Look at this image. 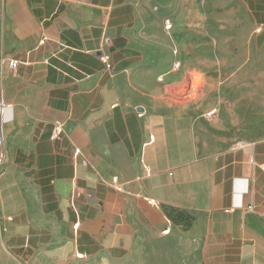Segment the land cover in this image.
<instances>
[{
    "label": "crops",
    "instance_id": "1",
    "mask_svg": "<svg viewBox=\"0 0 264 264\" xmlns=\"http://www.w3.org/2000/svg\"><path fill=\"white\" fill-rule=\"evenodd\" d=\"M242 1L247 40L264 41V0ZM189 2L201 15L178 41L161 17ZM203 4L0 0L4 159L45 193L39 224H71L67 264H82L80 236L103 246L85 264H264V138L241 124L258 119L256 83L189 69L190 29L205 47Z\"/></svg>",
    "mask_w": 264,
    "mask_h": 264
},
{
    "label": "rangeland",
    "instance_id": "2",
    "mask_svg": "<svg viewBox=\"0 0 264 264\" xmlns=\"http://www.w3.org/2000/svg\"><path fill=\"white\" fill-rule=\"evenodd\" d=\"M156 7L164 5H180V0H155ZM183 6V5H181ZM199 10L196 12L195 8ZM182 13L162 16V22L168 27V22H175L178 29L175 30V37L178 41L184 39L186 22L197 21L201 15L200 3L184 4ZM203 9L205 11L206 35L205 47L197 43L198 29H190L191 61H188L192 70L200 71L201 68L208 69L215 67H225L239 72V79L250 77V81H255V92L257 93L258 119L250 123H241L247 130V136L254 138H264V41L254 36L253 21L242 0H204ZM160 18V16H158ZM220 22V23H219ZM183 25L181 29L180 25ZM167 31H170L167 30ZM251 53V55L249 56ZM254 50V51H252ZM205 52V58L199 60L197 54ZM251 51V52H250ZM254 52V55L253 53ZM175 53L180 54L177 45ZM193 54L196 56L193 57ZM180 61H176L173 66L181 67ZM188 85H178L179 90H174L181 94H186ZM1 137V136H0ZM3 144L0 139V264H67V252L73 247L74 235L69 234L71 224L64 227L56 224L51 229L50 225L39 224L37 221L39 212L43 215L47 213L43 204V195L37 189L36 179L30 175H19L12 173L13 169H8L4 159ZM9 170V171H8ZM61 220L57 218V220ZM77 229L79 222L74 224ZM113 240H105L104 245H111ZM96 242L83 239L80 236V261L85 264L86 248L97 250L103 246L95 245ZM116 247L117 253H125L126 249ZM122 256V255H121ZM178 255L171 256L170 264H178ZM193 260V259H192ZM191 260V262H192Z\"/></svg>",
    "mask_w": 264,
    "mask_h": 264
},
{
    "label": "built area",
    "instance_id": "3",
    "mask_svg": "<svg viewBox=\"0 0 264 264\" xmlns=\"http://www.w3.org/2000/svg\"><path fill=\"white\" fill-rule=\"evenodd\" d=\"M168 27H169V24H168ZM18 64H19V61L17 60L9 61V66L13 69H15L18 66ZM7 107H8V104L6 103V100H5L4 89L0 83V136H1L0 139L2 142L4 141V116H5ZM211 112L213 114L215 113L214 111H211ZM62 132H63V125L60 123H56L54 125L53 132L51 135L52 139H58ZM114 180L115 182L117 181L116 178Z\"/></svg>",
    "mask_w": 264,
    "mask_h": 264
},
{
    "label": "bare ground",
    "instance_id": "4",
    "mask_svg": "<svg viewBox=\"0 0 264 264\" xmlns=\"http://www.w3.org/2000/svg\"><path fill=\"white\" fill-rule=\"evenodd\" d=\"M169 26H171V25L169 24Z\"/></svg>",
    "mask_w": 264,
    "mask_h": 264
}]
</instances>
